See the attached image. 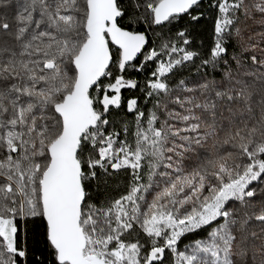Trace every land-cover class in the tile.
Segmentation results:
<instances>
[{"label": "snow or ice", "instance_id": "1", "mask_svg": "<svg viewBox=\"0 0 264 264\" xmlns=\"http://www.w3.org/2000/svg\"><path fill=\"white\" fill-rule=\"evenodd\" d=\"M0 264H264V0H0Z\"/></svg>", "mask_w": 264, "mask_h": 264}]
</instances>
